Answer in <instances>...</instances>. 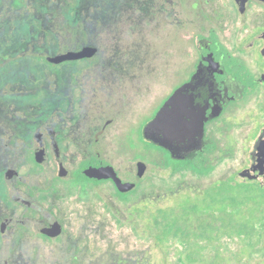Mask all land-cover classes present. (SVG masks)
Returning a JSON list of instances; mask_svg holds the SVG:
<instances>
[{"label": "rangeland", "instance_id": "rangeland-1", "mask_svg": "<svg viewBox=\"0 0 264 264\" xmlns=\"http://www.w3.org/2000/svg\"><path fill=\"white\" fill-rule=\"evenodd\" d=\"M219 2L231 0H0V181L10 168L18 171L16 179H28V195L60 215L67 234H89L93 258H102L97 264H111L113 255L134 264H264V200L249 187L242 202L245 210L236 213L239 205L230 204L234 227L216 241L199 238L190 252L192 243L179 236L164 243L156 239L160 227L176 216L188 218L187 229L201 224L221 227L220 212L204 208L190 214L193 202L181 207V201L197 194L203 197L214 185L224 181L264 189V180L242 175L264 121L263 116L250 114L257 108V97L231 104L209 126L219 147L209 156L215 167L206 174L191 168L175 172L167 152L148 146L138 135L194 71L199 60L196 36L212 27V9ZM89 43L99 46L92 58L62 64L46 59ZM93 88L101 94L104 108L82 105L88 108L94 132L112 118L101 137L102 157L124 180L138 183L126 196L111 181L81 184L74 181L75 175L59 180L53 155L42 165L31 152L38 126L55 124L67 110L84 112L80 103ZM97 119L99 123L93 121ZM15 127L17 135L26 138L22 154L11 150ZM93 156L85 147L74 146L65 153L71 172ZM139 160L147 164L140 179ZM260 172L264 173V163ZM250 214L256 229L253 238L235 229ZM41 244V249L30 252L34 256L43 252L45 264H52L57 245Z\"/></svg>", "mask_w": 264, "mask_h": 264}, {"label": "flooded vegetation", "instance_id": "flooded-vegetation-1", "mask_svg": "<svg viewBox=\"0 0 264 264\" xmlns=\"http://www.w3.org/2000/svg\"><path fill=\"white\" fill-rule=\"evenodd\" d=\"M206 1L209 2V0ZM228 10L231 14L228 13ZM212 12V27L206 33H200L196 36L199 60L194 71L185 80L187 82L191 79L203 57L212 54L213 63L218 70L216 72L217 87L214 97L210 98L211 107L208 109L207 114L211 113L214 106L218 107L221 113L206 122V140L203 151L191 154L187 159H184L193 160L196 157H202L209 165H214L209 156L214 154L219 147L215 139L209 134V126L217 122L231 104L257 97V108L252 110L250 114L252 117H264V0H247L243 5L238 0H231L227 4L219 2L213 7ZM89 44L78 50L72 49L60 54L48 55L46 59L52 64L77 61L67 60L61 63H53L49 58L69 51H80ZM99 96L101 94L97 93V89H90V93H87V99L80 105L90 103L99 109L104 108L105 103L100 100ZM165 101L151 118L143 124L138 135L143 137L144 126L156 115ZM82 107H85L84 112L81 109H76L77 112L67 110L68 114L58 115L57 121L55 117V124L43 122L38 126L37 140L31 148L34 160L38 164L44 165L47 163L49 155L52 154L55 166L58 169L57 178L59 180H67L69 175H75L74 181L81 184H99L111 181L120 194L126 196V194L136 189L138 183L124 180L118 169L102 157L101 137L105 135L107 125L112 122V118L94 132L92 126L95 125H92L89 118L88 108L86 105H82ZM93 121L98 122L99 120ZM15 128L17 135L18 129ZM260 128L259 133H261V136L257 140L256 150L252 152L253 158L246 169H252L254 174H260L259 178L252 179L264 180V173L260 172L264 163V121L261 122ZM4 129L7 130L8 125L5 124ZM256 133H258L257 129ZM12 139L15 145L11 148L14 151L13 153L20 152L22 154L27 150L26 138H23L22 134L21 137L17 135ZM143 141L148 146L154 148L157 146L144 137ZM74 146L77 148L85 147L88 152L93 151L94 156L81 162L80 167L71 172L66 164L65 153L72 150ZM260 147H262V151L258 152L257 149ZM156 148L165 150L168 158H172L168 150L160 146ZM38 154L44 155L42 162L38 161ZM138 162L137 177L140 179L142 177L139 176ZM168 163L172 164L170 159ZM102 165L113 166L123 181L135 182L136 187L129 192H121L113 179L91 178L84 172L90 166ZM63 170L65 173H63ZM17 175L18 171L10 168L5 173V179L0 181V264H45L43 252L38 256H34L30 252L33 248L41 249V241H49L57 245L52 264H97L98 260L101 261L102 258H93L92 245L88 242L89 237L86 236L89 234L77 235L78 237L73 236L75 233L67 234V226L63 218L56 212L45 208L37 200H33L28 195V190H26L28 179H16ZM8 201H11V203ZM12 203L15 206L12 207ZM111 264H134V261L130 262L128 259L113 255Z\"/></svg>", "mask_w": 264, "mask_h": 264}, {"label": "water", "instance_id": "water-1", "mask_svg": "<svg viewBox=\"0 0 264 264\" xmlns=\"http://www.w3.org/2000/svg\"><path fill=\"white\" fill-rule=\"evenodd\" d=\"M238 1L243 5L247 0ZM97 52L98 46L89 44L80 51H69L51 57L49 60L53 63H61L67 60L90 58ZM217 71L212 54L203 57L191 79L176 88L156 115L146 123L143 128V137L168 150L171 157L176 160H184L191 154L203 151L206 122L221 113V110L214 106L211 113L207 114L211 107L210 98H213L216 93ZM220 106L223 108L222 105ZM37 158L42 162L44 155L38 154ZM138 167L139 176L142 177L147 164L139 161ZM84 172L91 178L113 179L121 192H129L136 187L135 182L123 181L111 165L90 166ZM63 173H65L64 170ZM242 175L251 179L260 177V174H254L252 169L243 170Z\"/></svg>", "mask_w": 264, "mask_h": 264}, {"label": "trees", "instance_id": "trees-1", "mask_svg": "<svg viewBox=\"0 0 264 264\" xmlns=\"http://www.w3.org/2000/svg\"><path fill=\"white\" fill-rule=\"evenodd\" d=\"M169 159L171 160V165L175 172L191 168L199 173L206 174L215 167V165H209L207 161L202 157H196L193 160H173L172 158ZM245 187L253 188L255 191L257 190L258 193L260 192L259 195H263L264 200V189L261 188L258 184L237 183L233 185L230 183L229 185H226L223 181V183L221 184L212 186L203 197H200V195L197 194L193 198L185 199L184 202L181 201V207L187 203L193 202V206L188 211L190 214H198L204 208L209 209L213 214L215 212H220L221 215L219 217L223 223L221 227L214 228L213 226H208L209 224H201L198 225L197 228L187 229L185 220H187L188 218L184 219V217L182 218L181 216H176L169 219L163 226L160 227L162 232L156 235L157 241H159L160 243H164L165 240L169 237L179 236L181 239L192 243L190 252L196 250V248H194V244H196V240L199 238L207 239L212 242L214 240L216 241L218 239V236L224 230L228 231L229 229L234 227L233 225L231 226L230 223V218L231 216H233V214L228 211V209H232L230 204L236 203L239 205L236 208V213L245 210H241L243 206L242 202H244V199L248 194V192H246V189L248 188ZM242 190H244L245 193ZM234 192H237V194H235ZM190 214L189 217H191ZM250 215L251 216H249L248 219H244L243 222H239L237 227L235 226V229L237 230L238 234H243L248 238H253L256 229L255 225L253 224L254 214ZM226 223L229 224V227L225 226ZM198 229L201 230L200 234L198 233Z\"/></svg>", "mask_w": 264, "mask_h": 264}]
</instances>
